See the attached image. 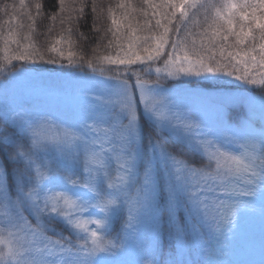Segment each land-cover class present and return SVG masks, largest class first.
I'll return each mask as SVG.
<instances>
[{
  "label": "snow or ice",
  "instance_id": "6c2138e0",
  "mask_svg": "<svg viewBox=\"0 0 264 264\" xmlns=\"http://www.w3.org/2000/svg\"><path fill=\"white\" fill-rule=\"evenodd\" d=\"M34 7L0 6L11 9L0 78L37 84L31 102L0 108V264H264V0H120L119 15L106 10L105 47L117 51L90 60L73 50L70 26L46 58L33 40ZM38 62L91 74L49 84L25 67ZM191 78L261 94L189 90ZM165 215L175 244L166 257ZM255 220L258 247L246 232Z\"/></svg>",
  "mask_w": 264,
  "mask_h": 264
},
{
  "label": "rangeland",
  "instance_id": "374dc122",
  "mask_svg": "<svg viewBox=\"0 0 264 264\" xmlns=\"http://www.w3.org/2000/svg\"><path fill=\"white\" fill-rule=\"evenodd\" d=\"M36 2H38V0H25V4L29 8H31L33 15L36 14V9L34 7V4ZM70 2H71V0H65L66 8H67V4ZM119 2H120V0H112L113 9L116 11L117 15H119V13H120V10L118 8H116V5ZM131 3H133L137 7L141 6V0H131ZM9 4L10 5L14 4L18 7L19 6V0H11V2H9ZM3 5L4 4H2V2L0 0V6H3ZM66 11L61 15V17L65 18L66 16H69L68 13H70V12H68V11L66 12ZM9 15H11V9H9L8 15H5L4 12L2 14H0V24H3V21L5 19H7ZM38 17L39 16L36 17V24H35L36 31H37V19H38ZM61 17H60V19H57V23L54 24V25L59 24L56 27L57 28L56 32L51 33V36H49L48 38L47 37L44 38L42 41H40V43H39L37 36H36L37 32L35 31V33L33 34L34 42L41 49V51L44 53L46 58L55 55L54 53L47 52V48H48L49 44L52 42V40L56 39V38H60L62 36L68 37V35H69V33L67 32V28L70 25L69 26L65 25L66 23H68L67 19H65L64 24H61ZM18 19H19L20 23L27 24V18L22 13L18 15ZM139 19L142 23L144 18L139 17ZM99 20H100L101 25L103 24L104 33H105L106 37H105L104 41L102 42V44H100L98 47V55L97 56H99L101 54H103V55H109V54L115 55V53L117 51V49L115 47H113V48L105 47L107 42L110 39H112L111 33H106V29L108 28L110 21L109 20L106 21L105 19H99ZM153 23H154V21H153ZM24 31H27V29L25 28ZM71 40L74 42V45H75L74 33L72 31H71ZM74 45H73V50L77 53ZM64 47H67V45H64ZM162 62L163 61L161 59V61L159 62L161 66H162ZM65 63H66V61H65ZM93 63H96V61L93 60ZM19 66H20V62H15L12 66V71H15L17 68H19ZM156 66L157 65H153V68ZM25 67L31 68L33 70H39V72H34V74L38 75L39 77L42 78L43 81H45L49 84H51V83H62V82H67V81L79 82L81 80H86L87 76H89V74L78 73L77 71H75V68H72V69L61 68L59 66V64H44L42 62H38L34 65L33 64H26ZM109 67L115 68V66H109ZM135 67L138 68V67H144V66L139 65V64L132 66V68H135ZM144 77L150 83L155 82V80H156V76L154 74L146 75L144 73ZM9 80H10V77H8V76H4L3 78H0V108L14 107L20 103L31 102V100L33 99L34 89L37 87L36 81H34L31 77H26V78L21 79V80H12L11 83H9ZM134 82L135 81H132L130 83L134 84ZM173 83H177V82L168 81L165 84V87H171ZM6 84H7V87L5 88ZM204 84H206V85H204ZM210 84H211L210 81H200L198 83L195 78H191L190 81L186 84V87L189 90L199 89V90L205 91V92L224 91V92H231V93H238V92H241V91H244L245 89H247L248 91L252 92L255 95L261 94V90L252 88L251 86L242 85L236 81H233L231 85H229L227 87H223V88H220V87L215 86V85L209 87L208 85H210ZM134 91H135V89H134ZM179 95H184V94L179 93ZM190 103H191V101H190ZM141 123L144 124L145 133L147 134V132L150 131L149 125L143 120L141 121ZM145 144H147V140H145ZM169 147L172 148L174 151L177 150L176 148L173 147V142L171 141V139L169 140ZM184 151L187 152V148H184ZM13 167L14 166L12 165V170H13ZM11 172H10L9 177H11ZM9 184L10 185L12 184V179L9 180ZM12 195H13V197L15 196L14 186H13ZM125 218H126L125 215H121V216H118L114 219L113 226H112V235L113 236H115L117 233H120ZM29 219L31 220V217H29ZM33 223H35V222L33 221ZM170 231H171V229L169 228L168 223H167V216L165 215L164 221H163V234H162V239H161V248H162L163 256H165V257L167 256V254L169 252L175 251L174 241H172L169 238ZM246 232L248 235H250L253 238L255 244L258 247L259 235H260L259 221L258 220L252 221L249 224ZM49 235H53V234L49 233ZM73 239H75V238L73 237ZM246 239H247V237H246Z\"/></svg>",
  "mask_w": 264,
  "mask_h": 264
},
{
  "label": "trees",
  "instance_id": "16d2710c",
  "mask_svg": "<svg viewBox=\"0 0 264 264\" xmlns=\"http://www.w3.org/2000/svg\"><path fill=\"white\" fill-rule=\"evenodd\" d=\"M2 4H9L11 0H1ZM42 5L40 10V15L37 19V39L40 43L44 38L51 36V33L56 32V27L59 25L53 26V21L51 16L53 14L57 15V19H60L63 13L59 12V0H38ZM84 5L83 14L80 15L78 11H71L73 7L79 8L80 4ZM93 3L97 6V12H93ZM112 6V0H71L67 4L68 15L73 17L71 23H66L65 25H70L72 32L74 33L75 40V49L78 55H83L85 60L93 59V57L98 55V47L105 39V33L103 24L101 25L99 19H108L107 8ZM101 9L104 11L101 13ZM66 11V12H67ZM2 14V10L0 11ZM68 16L65 17L67 19ZM57 19L55 24L57 23ZM49 28H52V31L49 32ZM98 29V30H97ZM142 67L133 68L136 70L141 69ZM74 71V70H73ZM75 71L83 74H91L90 70L85 66L83 68H75ZM144 76V73H141ZM145 78V77H144ZM135 81L134 77H129V82ZM206 85V84H204ZM9 173L12 171V165H8ZM11 180V177H9ZM56 229L60 232H63L65 236L70 235L69 231L60 224L54 225Z\"/></svg>",
  "mask_w": 264,
  "mask_h": 264
}]
</instances>
